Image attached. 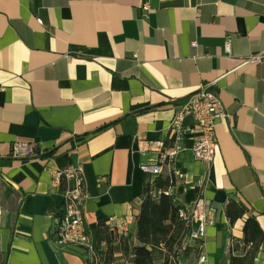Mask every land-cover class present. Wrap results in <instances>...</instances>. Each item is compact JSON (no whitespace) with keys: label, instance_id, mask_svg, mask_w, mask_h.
<instances>
[{"label":"crops","instance_id":"obj_1","mask_svg":"<svg viewBox=\"0 0 264 264\" xmlns=\"http://www.w3.org/2000/svg\"><path fill=\"white\" fill-rule=\"evenodd\" d=\"M258 54L264 0H0V264H87L51 236L67 186L53 174L77 166L99 264H130L119 242L136 244L140 167L157 161L153 143L168 144L177 104L203 84L228 113L215 128L214 159L196 161L185 137L161 177H174L178 205L203 197L211 220L203 247L191 243L179 263L229 264L246 218L264 233V58L246 63ZM16 142L34 156L12 159ZM232 200L246 212L230 224ZM108 218L129 222L128 236L110 230ZM99 222L113 247L108 262ZM251 264H264V238Z\"/></svg>","mask_w":264,"mask_h":264},{"label":"built area","instance_id":"obj_2","mask_svg":"<svg viewBox=\"0 0 264 264\" xmlns=\"http://www.w3.org/2000/svg\"><path fill=\"white\" fill-rule=\"evenodd\" d=\"M145 10L149 11L148 5ZM41 24V20H37ZM195 48L196 43H191ZM223 50L230 53V44L226 40ZM135 59V55L133 56ZM264 54L253 55L246 59L247 64H256L263 61ZM228 113L215 93L209 89L208 84L200 87L191 95L180 101L170 121L167 135L168 144L164 141L153 143L158 154L157 161L153 164L141 165L140 169L145 174L154 178L161 176L163 168L168 167L181 152L180 142L189 137L192 140V153L194 159L209 167L217 151L218 142L215 128L218 122L225 120ZM10 156L14 160L23 161L34 156L28 145L13 143ZM175 176L179 172L175 170ZM54 181L60 184L66 181L67 186L61 192L62 203L59 213L51 229L53 245L58 250H80L87 264H99L97 249L85 231L84 207L89 200V193L85 184V174L81 166L57 170ZM204 181V177L200 182ZM166 194H171V188ZM178 216L185 225V236L181 249L196 243L198 249L203 247L206 227L211 224L207 203L200 195H197L191 205H181ZM110 230H114L119 237H127L129 234V222L108 218L105 221ZM201 255L199 261H204Z\"/></svg>","mask_w":264,"mask_h":264},{"label":"trees","instance_id":"obj_3","mask_svg":"<svg viewBox=\"0 0 264 264\" xmlns=\"http://www.w3.org/2000/svg\"><path fill=\"white\" fill-rule=\"evenodd\" d=\"M173 178L157 176L151 179L150 176L145 175L143 189L138 196L139 212L134 218L136 244L129 249L126 239L122 238L119 242V249L123 255L130 253V264H154L155 255L162 253L167 257L163 264H180L179 257L190 249L189 246L181 249L186 231L184 223L178 216L181 205L175 202L172 194H166L175 184ZM245 212L244 207L233 200L225 207V216L230 224L242 218ZM97 231L99 242L103 241L107 244L106 262H108L113 251L108 229L99 222ZM242 233V239L233 242L229 264H251L264 238L257 220L250 216L243 223ZM248 245L251 248L246 251ZM236 252H242L243 255L238 256Z\"/></svg>","mask_w":264,"mask_h":264},{"label":"rangeland","instance_id":"obj_4","mask_svg":"<svg viewBox=\"0 0 264 264\" xmlns=\"http://www.w3.org/2000/svg\"><path fill=\"white\" fill-rule=\"evenodd\" d=\"M162 257H164V259H161ZM167 259V257L165 255L161 254H156L155 255V263L154 264H163L165 262V260ZM169 261H171V258L169 259Z\"/></svg>","mask_w":264,"mask_h":264}]
</instances>
